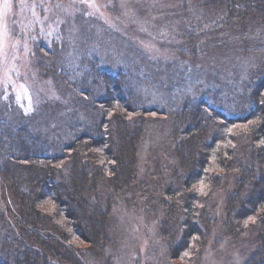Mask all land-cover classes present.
Here are the masks:
<instances>
[{"label":"trees","instance_id":"obj_1","mask_svg":"<svg viewBox=\"0 0 264 264\" xmlns=\"http://www.w3.org/2000/svg\"><path fill=\"white\" fill-rule=\"evenodd\" d=\"M201 4L212 11L211 21L201 29L193 21L185 25L181 36L190 49L237 27L244 51L258 58L245 71L235 108L222 107L221 89L213 87L186 94L180 104L150 105L128 69L109 70L93 58L78 82L61 79L74 105L86 110L66 119L62 131L36 132L30 115L1 116L0 181L11 204L8 219L0 215V264H88L86 253L102 259L93 264H111V198L104 193H139L138 146L152 114L170 120L171 154L156 188L142 198L151 213L161 211L169 260L187 262L204 250L211 199L231 177L223 228L236 237L252 234L251 252L234 264H264V0Z\"/></svg>","mask_w":264,"mask_h":264},{"label":"rangeland","instance_id":"obj_2","mask_svg":"<svg viewBox=\"0 0 264 264\" xmlns=\"http://www.w3.org/2000/svg\"><path fill=\"white\" fill-rule=\"evenodd\" d=\"M211 12L201 0H0V117L14 121L30 115L34 131H62L66 119L86 113L74 105L65 82L85 77L93 58L109 70L128 69L141 99L150 105L164 107L170 99L180 104L186 94L213 87L221 89L222 107L233 109L235 94L245 89V71L258 58L253 50L244 51L237 27L226 36L205 37L197 49H190L181 36L185 25L193 21L201 29ZM151 117L138 146L139 193H104L111 198L109 232L114 243L106 251L111 264H175L159 232L161 211L151 213L142 198L143 192L156 188L171 154L169 118ZM231 181L227 177L211 199L204 250L179 264H234L251 252V231L236 237L223 228ZM9 200L0 181V215ZM85 261L102 259L86 253Z\"/></svg>","mask_w":264,"mask_h":264},{"label":"snow or ice","instance_id":"obj_3","mask_svg":"<svg viewBox=\"0 0 264 264\" xmlns=\"http://www.w3.org/2000/svg\"><path fill=\"white\" fill-rule=\"evenodd\" d=\"M185 255H187V253H185Z\"/></svg>","mask_w":264,"mask_h":264}]
</instances>
